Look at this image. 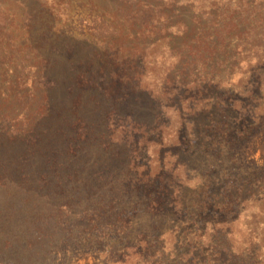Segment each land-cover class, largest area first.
I'll return each instance as SVG.
<instances>
[{
	"label": "rangeland",
	"instance_id": "rangeland-1",
	"mask_svg": "<svg viewBox=\"0 0 264 264\" xmlns=\"http://www.w3.org/2000/svg\"><path fill=\"white\" fill-rule=\"evenodd\" d=\"M99 50L43 44L47 113L0 131V264H264L261 50L204 94L177 89L160 46ZM246 64L252 95H227Z\"/></svg>",
	"mask_w": 264,
	"mask_h": 264
},
{
	"label": "trees",
	"instance_id": "trees-1",
	"mask_svg": "<svg viewBox=\"0 0 264 264\" xmlns=\"http://www.w3.org/2000/svg\"><path fill=\"white\" fill-rule=\"evenodd\" d=\"M223 5L224 10L198 0H0V131L26 135L47 113L43 44L63 48L88 40L114 62H137L160 46L172 62L170 72L178 75L172 78L178 90L204 94L210 84L219 88L218 74L230 80L241 70V56L254 54L246 62L258 63L260 50L264 54V0ZM258 67L263 70L254 86L262 108L264 64ZM248 69L246 64L229 83L227 95H252Z\"/></svg>",
	"mask_w": 264,
	"mask_h": 264
}]
</instances>
